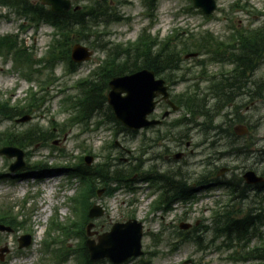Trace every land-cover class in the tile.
<instances>
[{"label":"rangeland","instance_id":"obj_1","mask_svg":"<svg viewBox=\"0 0 264 264\" xmlns=\"http://www.w3.org/2000/svg\"><path fill=\"white\" fill-rule=\"evenodd\" d=\"M30 1L36 2L37 0ZM92 1L73 0V2H77L81 6L88 5ZM107 1H113L112 8H114V12L120 15L121 20L100 23L97 28L100 31L99 35L89 36L87 39L81 40L82 43L95 51L92 59L78 66L75 74L72 75L66 71L64 64L56 65L54 74L56 77H60V81L46 84L50 90L47 98L52 99L43 105L41 112L36 114L38 117L33 118L30 116L26 121L16 120L17 118L20 119V116L9 120H3L0 117V133L7 128L19 133V131H23L30 125L38 123L42 128H52L54 139H59L58 144H52L51 141L49 146L47 144H38L26 150L28 152L26 160L28 159L27 162L29 164L37 161H43L46 164L40 169L27 170L28 172L23 175L17 176L9 172V165L15 159L0 156V173H4V177H0V205L5 202L11 205H18L14 208L16 214L21 213L22 209H18L19 207H24V216L28 217L24 229H16L11 233L0 232V248H9L5 261H0V263L52 264L51 260L57 259L56 256L60 254L61 249L68 247V255L65 256L61 251L64 255V261L58 264H76V254H78L76 251L81 238L73 236L62 243V239L66 238V235L62 230L53 232L51 224L56 215L62 223H69L76 218L72 207L68 204V196L79 188V182L78 179H73V183H71V173L76 169L75 165L80 161L81 157L91 152L95 160L93 165L99 163L102 159L104 160L109 155L110 162L118 163L124 169V175L130 173L127 171L129 165L138 166L140 163L132 176L133 179L137 180L135 184L137 189L135 191L122 185L114 192V195H106L104 193L100 197L96 195L91 199L94 203H99L103 206L106 212L104 216L92 220L95 223L93 228V231L96 232L95 238L99 234L109 231L115 222L126 221L130 217H135L144 222L143 248L145 254L143 257L135 258L126 264H140L142 261L148 260H151L152 264H231L228 257L233 250L222 251L214 249V247L202 249L195 242H182L181 237L178 236L181 222H191L193 225L198 224L197 227L200 229L204 225L213 226V213L219 210L216 208L229 201V190L225 187L204 189L198 192L199 198L193 203L186 205L176 204L173 211L166 215H161L150 211L151 203L157 198V195L153 193V189L148 182L139 180L140 173L138 171V169L143 171L150 166H154L155 169L157 167L161 172L166 170L184 172L189 168L190 173L196 174L193 176L195 178L202 171H206L204 167L210 155H215L217 152L216 155L219 156L221 152L228 151L226 144H224L225 141L220 140L221 142L217 146L215 144L211 146L209 141L213 138L208 141L205 140V135L201 133L199 126H193L195 127L194 130L189 128L193 146L188 148L185 147L186 145L178 147V142L174 141L175 138L171 139L173 141L158 140L159 132L151 129L141 131L137 136H132L127 130L120 129L115 139V126L113 122L107 119L106 108L92 119L90 130H84L81 126L75 128L67 127L66 132L61 134L59 123H62L68 117V114L64 113L60 108V100L66 95L62 94L64 87L70 88L66 92L78 93V90L74 89L75 82L80 78L89 76L104 59L108 58L109 48L101 47L100 45L105 43H111L112 45L115 43L125 44L128 41H134L143 27H150L148 22L150 23L152 19L146 15V7L143 5L142 0ZM217 1V11L212 18L206 19L199 10L195 8L188 10L190 0H158L155 18H153L156 22L149 32L152 35H158L161 40L175 34L177 30L183 31L181 38L185 40L192 33H201L206 30L226 38L236 28L249 30L264 24V15L259 14L264 13V0H240L241 4H248L247 9L233 8L232 5L237 0ZM0 13L4 17L1 20L0 36L18 34L28 47L29 53L33 54L34 59L47 55L48 47L52 40L53 28L50 25L43 24L37 29L25 17L19 16L13 10L0 8ZM8 20H11V22ZM22 24L25 25L23 28L21 27ZM177 42L179 40L175 41L174 44L181 47V44H177ZM201 57L203 56H199L198 59ZM12 59V57L8 59L4 56L0 57V98L8 100L10 105H17L20 101L26 102L30 95V90L39 91L40 86L36 75H34V81L27 80L24 76V71L20 70L17 67L18 64ZM197 64L196 60L185 58L182 69L191 68L193 71H199ZM216 64L218 63H211L207 71L209 73L217 72L219 65ZM227 68H230V65H227ZM27 69L25 67L24 70L27 71ZM184 71L182 70L179 75L184 73ZM47 72L48 70H43L39 77H45ZM197 75L198 73L189 81L192 87L195 86L194 83H199L196 78ZM259 78L264 79V63L256 70V79L260 80ZM200 85L205 86L206 84L203 82ZM187 86L188 83H178V85L171 87V92L179 93ZM165 108L164 106H159L155 115L159 116ZM240 112L246 120L243 125H251L254 129V131L249 132L253 139L251 137H242L241 141L254 140L255 144L251 147L240 144L244 148L241 149L239 156H233L226 161L229 165L240 164L245 170L255 169L259 174H262L264 172V101L258 100L250 104L248 102L241 108ZM179 116L180 112H175L170 116V119L178 118ZM53 120L57 122L56 125H53ZM96 121L101 122L99 127L96 126ZM240 125L237 124L234 128ZM187 127L182 126L178 130L182 132ZM210 134L212 133L210 132ZM143 137H146L144 141ZM114 139L117 146H113L110 149L103 148ZM166 146L171 151V156L174 153H178V151H184L186 153L185 158L175 159L172 156L174 160L167 161L164 158L154 156L156 153H165ZM192 148L193 152L191 153ZM38 170L43 171L38 172ZM98 185V189L103 187L100 182H98ZM112 185L113 187L117 186L116 183ZM26 196L28 203L24 204L23 201ZM241 199H235L234 202L238 207L245 208L242 209L243 212H246L248 210L246 208L251 207L252 203L254 204V202L251 203L253 199L264 207V186L260 191H250L249 199ZM47 206L49 208L43 211ZM56 209H58L57 214ZM259 229L264 238V227L259 226ZM27 230H30L32 234L33 243L27 248L19 249L18 238L25 234ZM39 230L41 233L38 235ZM52 235L56 236V241L52 242L48 250H44L45 240H53ZM201 235L203 246H206L212 234L208 232L207 234L201 233ZM258 243L259 239L256 237L253 240L251 239L249 245L253 246ZM240 247L238 246L237 249H240ZM96 264H110V262L103 260Z\"/></svg>","mask_w":264,"mask_h":264},{"label":"trees","instance_id":"obj_2","mask_svg":"<svg viewBox=\"0 0 264 264\" xmlns=\"http://www.w3.org/2000/svg\"><path fill=\"white\" fill-rule=\"evenodd\" d=\"M148 1L151 5L154 4V0ZM0 5L14 6L22 11L24 15L29 17L31 21L38 24L41 20H46L52 23L56 27L57 35L49 52L47 64L53 68L56 62L62 61L65 62L68 68L72 71L77 68V65H75L70 59L71 45L74 42L87 39L89 36L99 35V29L96 28L101 13H105V16L111 14L110 17H107L111 20H117L118 18L116 15L113 16L112 13L107 12L110 7L107 0H93L90 5L84 7L82 10L71 11L64 15L54 14L39 3L34 5L27 0H0ZM242 8H246V6H242ZM207 36L209 38L205 39ZM207 36H204L203 39H201L203 41L194 43V49L197 51H211L216 54L214 57H227V52L231 51V49L229 50L230 46L227 43L220 41L210 44V39L215 40V37L210 33H208ZM153 43L156 44L157 40H145L142 38L137 44L131 43L129 47H122L120 45H117L114 48L112 47L109 53L110 56L94 73L95 76L93 74L89 79L80 80L81 94L68 96L63 101L67 111H72V115L68 118L69 120L62 125L66 126L70 124L72 126L82 124L88 126L91 117L107 106L106 93L109 88L108 84L109 80L114 75L134 72L145 66L155 69L159 74L163 73L167 68H172L174 63H180V61H182V53L184 51H189L190 49V46L185 44L183 49H179L176 46H172L169 43V40H167L161 44L162 48L160 54L152 55L149 49L152 47ZM241 44L243 52H232L230 60L240 63L243 62V67L241 66L240 69L243 68L244 76H247L249 67L254 68L255 64L253 62L257 63L254 54H256L260 48L262 50L260 58L262 61L264 60V26L245 34L242 38ZM5 49L7 52H15L22 63L30 60V56L27 54L26 50L19 47L17 40L13 37H0V53ZM146 53H148V55H146ZM243 53L244 57L242 55ZM161 55L163 57H161ZM120 56H122L121 61H117ZM159 62L162 63V66L164 64V70L159 68ZM231 82H233L231 79H227L226 81L222 80L214 86V89H208L204 93H199V88H197V91L191 90V92L178 95L179 97L176 96L178 97L176 102L184 110V117L179 123L184 125L185 122L191 120L193 122L192 124L199 126L204 134H210L212 130L217 129L219 130L217 131L219 134H225L231 138H235L236 135L233 129L223 132L222 124H215L218 115H224L225 122L233 120L230 119L227 112L223 114L226 108H231L232 113L235 115L236 123L244 122V118L239 114L241 105L234 102L233 95L230 94L231 91L238 89V85H235L237 82ZM246 83L247 80L245 85ZM234 85L236 88L233 87ZM263 87L264 82H261L259 89ZM244 88L248 90L247 86ZM210 96H212V99L209 98ZM259 97L264 99V90L260 91ZM44 103L45 97H40L38 94H34L28 103L17 105L15 107H10L7 102L1 99L0 114L8 117L31 114L39 109ZM107 108V117L112 122H115L116 130L118 131L120 128H124L118 121H116L110 107ZM186 114H189L191 118H188L187 120V117H185ZM46 133L47 131L44 129L35 126L30 127L26 131L17 135L6 133L1 137L0 146L7 144H20L24 140L31 141V143L39 142L43 140L42 137H44ZM248 142L249 141H247L246 145L251 147ZM232 146L234 147V145ZM234 148L239 150L237 147ZM234 151L236 150H232V152ZM85 168L86 170H82V168L79 169L78 173L81 182V189L76 198L77 205L75 210L79 213V218L71 226V229H74V234L77 237H80L82 241V244L79 246L81 251V260L79 264H94L89 258L88 250L84 244V237L86 233V223L88 221L87 213L92 204L91 198L96 194L97 180H100L106 186H110L113 182L121 183L127 181L133 174L126 173V175H124V169L121 168L118 163L114 164L110 162L109 157H106L103 162L96 164L92 168ZM127 171L129 172L131 169L127 168ZM145 177L146 179H151L149 175H146ZM170 186L171 185H165L163 187L161 196L153 204L155 207V209H153L154 211L161 210L166 213L172 210L171 208L174 202H186L193 198L192 194L187 191V187L183 186V184L180 187L176 186L172 188V190L170 189ZM234 192L235 188L232 190L233 195ZM108 194L112 195L113 190L110 189ZM235 197L233 196L231 201H233ZM241 197L246 198L247 194H243ZM255 210L256 209H250L246 214H241L240 212L242 210L240 208H236L234 205L228 203L221 211L219 210L215 213V234L212 241L224 237L225 240L222 242V247L228 248L235 247V241L239 244L243 243L241 245L242 249H235L229 256L233 261V264H264V239L262 236L260 235L259 244L253 247L249 246L250 236L252 234L256 235V230L254 229L256 216L258 215L261 218L264 215L259 212L254 216L255 214H253V211L256 212ZM0 222L16 226L17 218L11 213L10 209L2 208ZM66 228L68 229L67 226ZM200 238V236H195L194 240L198 242Z\"/></svg>","mask_w":264,"mask_h":264},{"label":"water","instance_id":"obj_3","mask_svg":"<svg viewBox=\"0 0 264 264\" xmlns=\"http://www.w3.org/2000/svg\"><path fill=\"white\" fill-rule=\"evenodd\" d=\"M46 5H51L54 12H67L71 8L70 0H42ZM194 6L200 8L205 14H212L217 8L216 0H193ZM93 52L82 44H76L72 48V59L76 62L89 60ZM164 80H157L155 73L149 69L139 70L128 75L114 77L109 85L111 90L108 94V103L113 109L115 117L127 128L138 130L145 126L158 123L157 120H148L149 114L155 109V97L164 94L168 97L167 87ZM177 109V107L174 106ZM0 154H7L10 157L17 156L18 160L11 166L12 171L25 167L24 152L19 148L8 147L0 150ZM90 164L92 157H86ZM248 183H260L263 177L258 176L254 171L245 174ZM103 190L99 191L101 195ZM104 210L99 205H94L89 213L90 218L104 215ZM189 224H182L188 228ZM93 227L89 224L88 229ZM0 230H10L0 224ZM143 223L137 219H129L123 223H115L110 231L98 237V241L89 239L87 246L92 260L104 258L110 259L114 264H122L131 257L143 254L142 250ZM30 235L20 239V247L30 245ZM4 251V250H2ZM2 258L3 254H1Z\"/></svg>","mask_w":264,"mask_h":264},{"label":"flooded vegetation","instance_id":"obj_4","mask_svg":"<svg viewBox=\"0 0 264 264\" xmlns=\"http://www.w3.org/2000/svg\"><path fill=\"white\" fill-rule=\"evenodd\" d=\"M146 55H148V53ZM161 57H163V56L161 55ZM182 64L183 63H181V62L180 63H174L172 68H167L166 70H164L165 68H163L164 64L162 66V63L159 62L158 66L160 69L164 70L162 74H169L171 81H174L178 76L181 75V74L179 75V73H181V71L183 70ZM228 64L230 65V68H227ZM239 66L240 67L242 66V64L240 62H236V61L235 62H229V63L225 62L222 66H220V68L217 72L208 74L207 79L212 81V82H214L215 80L226 81L227 79H231L233 81L231 83H236V82H238V80L241 77L243 78L245 75L244 69L238 68ZM170 69H173V70L170 71ZM153 70L156 72L155 69H153ZM256 70L257 69L248 73L249 85H252V83H255L257 81ZM207 73H208V71H207ZM202 82L203 81L201 80L200 84H202ZM235 85L233 86L234 88H236ZM198 92L200 93V92H202V90L199 89ZM230 94L233 95V98H235V99L244 98L246 95L244 87L241 88L239 86H238V89L231 91ZM159 106H164L166 108L161 112V114L159 116H156L154 113L153 117L151 116V118H154V117L160 118V119H162V122L158 126L150 127L148 129L158 131L159 134L169 135L167 137L166 136L162 137V140L173 141L171 139L175 138L174 141L178 142L177 143L178 147L181 145H186L185 147H187V148L192 147L193 143L191 141V134L188 133L184 137H181V136L176 137L173 135L177 131L178 121L176 120L177 118L170 119V116L173 114V111L170 112L169 115L165 116V112L167 111V109L170 108L169 104L166 101L161 100V101H159L157 108ZM211 137L213 138L210 141L211 146H213L214 144H215V146H217L219 144V142H221L220 140L225 141L224 144H227L226 138L224 136H220V134L218 132L217 133L214 132ZM185 141H186V143H185ZM167 146L165 147V153H163V154H161V153L157 154L156 153L154 156L155 157H161L162 159L164 158L167 161H173L174 158L176 159L177 153H174V155H172L174 157L173 158L170 154L171 151L169 150V148H167ZM175 148H177V147L175 146ZM193 148L191 150V153L193 152ZM178 153H182L181 158L182 157L185 158L186 153L184 151H178ZM216 154H217V152L215 153V155H210L209 156L210 158H208L207 162L205 163L204 168L206 170V174H204V175H205L206 180L208 182L207 184H200L199 186L196 185V183H195L196 179L193 178V176L196 174L193 175L192 174L193 172L190 173L189 168L184 172H181L180 170H177V171H171L170 170V173L161 174V177L166 181L169 180V181L177 182V183L182 182L183 186H185V185L187 186V184L190 182V180H194V186L192 187V190L198 191V190L203 189V188L215 186L216 184H219V183H224L225 179H223V177H229L228 174H231L230 176L233 177L235 171L238 172V171L244 170V167H242L240 164L232 165V166L229 165V163L226 161L227 159H229V155L227 152H221L219 156H217ZM198 175L196 177H198ZM178 186H181V185L178 184ZM171 188H174V185H171Z\"/></svg>","mask_w":264,"mask_h":264},{"label":"bare ground","instance_id":"obj_5","mask_svg":"<svg viewBox=\"0 0 264 264\" xmlns=\"http://www.w3.org/2000/svg\"><path fill=\"white\" fill-rule=\"evenodd\" d=\"M261 48L259 49V51L256 53V54H254V57H255V60L257 61V63H255V62H253L255 65H254V68H259L260 67V63H261V58H260V56H261ZM239 52H243V50L242 49H240L239 50ZM243 55V57H244V53L242 54ZM248 78H249V76H248V73H247V76H244L243 78L241 77L239 80H238V82L236 83V85H238L239 87H245V86H247V87H252L251 85H249V80H248ZM246 80H247V83H246V85H245V82H246ZM240 83V84H239ZM234 99V102H236V103H239V104H246L247 103V100L245 99V98H240V99H235V98H233ZM47 208H49L48 206L47 207H45L44 209H43V211H45ZM41 233V231L39 230L38 231V235Z\"/></svg>","mask_w":264,"mask_h":264}]
</instances>
